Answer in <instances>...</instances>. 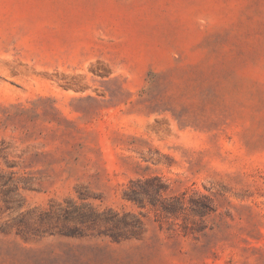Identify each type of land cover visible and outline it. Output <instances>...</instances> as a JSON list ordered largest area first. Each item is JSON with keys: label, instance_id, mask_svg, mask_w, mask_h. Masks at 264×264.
<instances>
[{"label": "rangeland", "instance_id": "rangeland-1", "mask_svg": "<svg viewBox=\"0 0 264 264\" xmlns=\"http://www.w3.org/2000/svg\"><path fill=\"white\" fill-rule=\"evenodd\" d=\"M0 155V264H264V0H0Z\"/></svg>", "mask_w": 264, "mask_h": 264}, {"label": "trees", "instance_id": "trees-1", "mask_svg": "<svg viewBox=\"0 0 264 264\" xmlns=\"http://www.w3.org/2000/svg\"><path fill=\"white\" fill-rule=\"evenodd\" d=\"M127 189L124 191V199L134 204L137 208L149 209L159 212L165 217L174 218H177L185 210L186 193H182L179 197L169 195L168 185L163 183L160 178L151 177L137 180L136 182L131 181ZM187 202L189 204L188 208L194 216L204 218L214 212L212 200L206 196L195 195L189 198ZM73 212L76 215L68 212V216L71 218L76 216L74 220L81 224H86V220L90 219L92 215L95 217L92 211L83 213L78 208H75ZM94 220L91 219V225L95 224ZM123 225H126V223L123 222ZM190 231L194 233L195 229L191 228Z\"/></svg>", "mask_w": 264, "mask_h": 264}]
</instances>
